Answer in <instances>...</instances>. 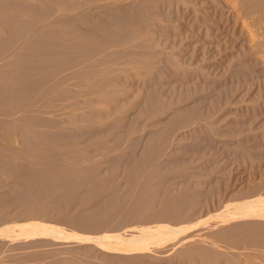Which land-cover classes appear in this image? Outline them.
<instances>
[{
	"label": "rangeland",
	"instance_id": "374dc122",
	"mask_svg": "<svg viewBox=\"0 0 264 264\" xmlns=\"http://www.w3.org/2000/svg\"><path fill=\"white\" fill-rule=\"evenodd\" d=\"M131 2H133V0H125V1L123 0V2H119V4H116L115 6L106 7L99 10L96 9L93 12L90 11L91 13L86 10H82L83 12L81 13V15H78V17L67 18V20L69 21L67 23V29L69 30V33L66 35L67 39H65L67 42L62 41L63 44H61L62 42L60 43L57 37L55 38V40L57 39L56 41L53 39L51 40L48 39L49 41L48 40L46 41L47 44L41 46L40 43L39 47H36L35 49H32L28 52L25 49L28 57L34 56L36 60L34 59V62L32 61L21 62L19 64V68L21 69L33 70L34 72H38V73L47 69L48 70L56 69V71L62 70L65 73L70 71V73L68 72L70 75L76 73L77 75L81 74V80L83 78L85 79L83 80V82L85 81L87 83H89V81L91 82V78L89 80L88 78L92 77L94 74L96 75V76L94 75L95 78L99 75L100 76L102 75L101 78H104V83L106 81L109 85H111L110 92L107 94L104 93V95H107L105 96L106 99L105 97H102L103 95L102 96L98 95L96 99L95 98L96 96L95 97L93 96L95 93L92 96H89L91 94L90 91H92L91 89L89 90L86 88L87 89V94H86L85 93L86 89H84L85 87L83 88L82 86L81 88H83L85 91L82 92L81 90L82 93L81 96L79 95V93L73 92V91H77V88L75 87L76 90H74V88L72 87L74 83H71L72 86L69 85L68 87L73 88V90L69 88L71 89V92H67L68 94H66V98L68 97L70 99L71 97L70 100L67 98L69 104L66 103L68 102L67 100L66 101L63 100L65 98L64 97L63 99L62 98L61 99L62 101L65 102V104L62 102V105H60L61 103L58 102L60 107L62 106L61 108L57 104L55 105H57L60 108V110L62 109L61 111H63V108L64 110L70 108L71 110L69 109V111H72V113L74 112L76 114V116H74L72 115V113H70V116H74L75 118L74 121H72L73 119L71 120V117H68L69 119L68 121L67 117L65 116L66 114H64V116L62 114L64 112H61V115L57 113V111L54 112L55 110L53 111L51 110L52 111L51 112L50 110L47 109L46 111L48 112L46 111L42 112V114L44 113V115L46 114L48 115L49 113H50L49 115H52V113H57V115L56 114L54 115L63 118L64 121L63 124L65 123L66 124L63 125L61 123L62 121L60 122L62 126L61 124L60 125L52 124L51 127H49L50 129H46V132L48 134L44 131L46 135L50 137V139H48L47 136L43 135L47 137L46 139L42 137V134L44 132L42 133L41 130L47 128L48 125L50 126V124L53 121L56 122L58 117L56 119L54 118L56 116L54 117L52 116L54 120H52L53 118H51V116L46 115L45 117H42L44 118V120L41 119L43 123L42 121L38 123L37 126L39 128L41 127L40 124L43 125L45 124L44 123L46 122L45 120L48 121V117H50V123L47 126L44 125V128L42 127V129L40 130L38 129L37 126L36 128L42 133L41 137L44 138V140L46 139L48 142L46 144V140H45L43 141L45 144L42 143L41 137L36 142V145L39 144L40 146V141H41V146L42 144H44L45 146L42 147L40 146L39 148H37V151L35 153L36 154L35 159H37L38 162L35 161L37 162V167L34 164L35 170L38 169L40 172H43L44 175L47 174L49 175L48 172H50V174L53 173L56 176L58 171L64 170L63 172L65 171L68 172V176H69L72 172L76 171V173L77 172L79 173V171L83 169L84 172L82 171V176H83L82 178L89 176L88 173H85V171L87 172L89 170L90 177L94 179V177L96 176L99 182H101L102 180L104 181L106 180V182L110 185L113 183L112 186L110 187H112L111 188L112 190L116 189L117 192L111 191L112 193H110L109 190L111 189H109L110 188L109 185L106 182H104L108 185V190H104L107 189V186L103 190L107 192L102 193L99 190V192L97 191V193L94 194L95 189L94 191L93 189L92 191L90 189H87L93 187L91 186L93 181L90 182L92 178L88 177V179L91 180L89 181L87 179L85 183L82 184L83 182L80 183L82 179H79V181H77L68 177L67 178L68 180L66 181V176L64 179L61 178L62 180H64L62 181L61 179H59L60 175H58L55 178V181L57 180V184L59 183L58 185H55L56 183L55 184L53 183L54 179L52 180L46 179V182H44L42 185H36V184L32 185L34 190L33 188H31L32 186L25 188L27 186L26 184L21 185L23 186L22 188L17 185L19 189L15 186L16 188L15 190H13V185L11 186L12 183L11 184L9 183L12 188H10L9 185H7L8 186L7 187L4 184L6 182L5 179L7 177L8 178L6 180L9 179V174H8V176H6L5 179L3 178L4 182L3 180L0 179V183L1 181L3 182L1 183L2 185L0 184L2 187V189L0 187V191H1L0 193L2 194V195L0 194V198L3 200L2 201L0 199L1 202L3 203L1 204L0 202V204L1 206L2 205L3 206L0 207L2 209L6 208L3 211L1 210L2 215L3 216L5 215L4 218H2V220L0 219L1 231L4 230L5 226L11 224H16V226L20 224L21 225L24 224L26 226L30 224L29 226H27V228L29 229L31 227H35V228L38 227V229L42 228L41 230L43 231V233H41L42 231L40 230L38 231V233L30 232V231L26 232V230H23L20 227L15 226L17 232L22 233L19 236L22 240L21 242H23L24 247H21L23 246L21 242H20L21 245H17L16 242H13L16 245L11 243L12 246L6 245L7 243H2V245L0 244L1 245L0 250L1 251L3 250L4 252L6 250L5 254L7 257V260L6 258L2 259L3 262H1V264L2 263L21 264V262L23 261L22 256L24 249L26 250L25 253L28 251L30 252V254L27 253V256L30 255L32 261L34 258L36 259V257L37 258L42 257L45 259L44 260L41 258L42 261L44 260L48 262L45 263L44 261L42 262L39 259L37 260L34 259L35 260L34 262L37 261V263L34 264H39L38 260L41 262L40 264H50V262H52L51 264H55L56 262L59 261L58 258L61 259L63 257L62 259L66 260L67 256L73 255L72 251H75L73 253H78L81 258L78 259L79 257L78 254L74 255V256L78 255L77 258L75 257L76 260L74 262L78 261L79 263L76 264H83L84 261L87 264V261L89 262V260L95 263L89 262L88 264L90 263L97 264V262L99 264L101 263L125 264V262L126 264H133V263L142 264L143 262L144 264H158V263L159 264H196V262H198V264H206L204 262V257L203 258L201 257V261H200V257H199L200 255L197 253H195V255L193 254L194 256H192V258L191 256L189 257L191 258L190 263L188 261L190 259L187 256L186 257L181 256L180 253L179 255H176L177 252H175L176 254L174 253V251L177 250L176 245H179L181 243L179 244L177 243L175 246L173 245L174 243L166 244L167 247L169 246L166 252L167 255H164L165 252L161 253V250L167 249L166 246L163 249L161 248V250L157 249V252L154 251L155 250L154 248L153 250L150 251L151 256H150V252L146 253L147 255L144 253H142L144 255L142 254L139 255L140 253L135 254L137 252L134 253L127 251L124 252L127 253L128 255L129 253L130 255L131 254L132 255L131 256L130 255L128 256L127 254L121 255L123 251L116 250L117 246L119 247V245L121 244L119 242L121 241V239L118 238L117 232L119 234V232H121L122 229H124L122 228V223L124 221L125 222L127 221L128 224L124 223L123 227L124 225L127 226L129 225V223L131 224L133 221H135L134 218L138 219V221L139 218L140 221H144L145 219L146 221H148L147 219H149L147 217L145 219L143 218L144 215L141 214L143 212L140 213L138 212L139 215L141 216L143 215L142 219L141 216L138 218L137 215L138 213L136 214L134 212L135 210H141V208H139V205H142V203L139 205L138 203L140 201V195H142L143 197V193L141 192L144 191L140 192V190H143L144 187L146 188L147 185L146 184L143 185V184L145 183V179L148 176H149L148 180L152 182L151 183L152 186L151 185L148 186L151 187L155 186V187L152 190H149L151 189L150 187L149 189L147 188L146 192L149 191L151 192H149L148 194L145 192L146 193L145 197L147 198V195L149 194L151 195L155 191V188H157L158 190L155 191L153 197L157 196L156 197L157 199L159 197L161 198H159L158 200L156 199L159 204L156 201L152 200L153 199L152 195H151L152 199L151 197H149V200H146L144 197L143 198L141 197L142 200L141 202H143V199L146 200V202L150 201L151 199L150 202L151 204L153 201L155 202V203L153 202L154 205L152 207H155L157 205L156 207L162 208L164 207L166 202V201L163 202V198L165 199L169 198L168 201L171 198L175 200L174 197L179 196L181 193H182L181 195L186 194L185 192H187V190L190 192L188 195L192 200L188 198V200L191 201V202L188 201V203L189 202L190 204L193 203V206H196L195 207L196 209L189 204V208L190 207L192 208H190V212L188 213L192 215L194 214L193 211H196L194 214L196 219H193V217L189 218L190 215L187 214L185 217L183 216L180 218V221L183 222L194 223L196 220L198 221L199 218L200 219L202 217L206 218L207 216H210L211 213L212 214L215 213L214 211L217 209V207L221 208L220 210H223L225 208H230L232 207V205L237 207L248 196L250 197L253 196V198L257 200L258 206H262V205L264 206V63L259 61L258 58L250 54L248 48L249 47L248 45L249 43L247 39L248 36L242 29L241 25L239 26V23H235L236 16H234L235 15L233 14L234 12L232 11L231 8L230 9L228 8V6L225 4L223 0H186V3H182V4L180 3V5L177 6L174 4H172V6L171 5L168 6V4L166 3L161 4L162 2H159L160 4L158 3L159 5H157L154 8V16L153 15L149 16L147 14V16L149 17L147 16L145 17L146 14L144 12H142L141 14V11L139 12L137 10L135 12L125 11V10L121 11L120 8H124L125 6L131 4ZM79 11L81 12V8L79 9ZM103 19L107 20L109 25L112 26L109 27V25L108 26H106L105 24L102 25L101 22ZM138 19L141 20V23L138 26H136L135 28L130 26L135 20ZM94 26H96L98 29H96ZM24 27L25 26H22L23 29ZM106 27L109 28L106 30L100 29ZM22 28H18L17 31L15 27L13 28L15 30L14 32L13 29L12 30L9 29L12 32L8 30L4 39L9 40L12 38L14 39V37L17 38V36L15 35L16 34L18 35L19 32L22 31ZM136 29L140 30L142 33H145V36L143 38H137V35L135 33ZM60 35L61 34H59V38L61 39L63 35L62 36ZM53 37H56V35H54ZM16 38L15 40H17ZM21 40L22 42L19 41L20 45H18V47L19 46L21 47V43L23 46V41L25 42V40L23 39ZM27 43L25 42L24 46H26ZM3 44H6V42L0 41V53L4 52L5 55V58H3L2 56L3 54L0 56L1 58L0 64L11 62V59L9 60L10 58L9 48L12 44L9 46L8 49L7 46L6 48L5 47L3 48ZM24 46L23 49L25 48ZM20 47L16 48V50L13 49V51H15L14 53H16L17 50L21 52ZM25 50H22L24 54H25ZM6 51L9 52L8 53L9 56L7 53L5 54ZM44 55L45 56L47 55L48 58L49 56H52L50 57L52 59L54 56L53 61L50 58L48 59V61L47 60L43 61ZM96 60H98L97 61L98 65L99 62H103L100 64V66L97 67L98 70L101 69L100 70L101 72L100 71L97 72V69L94 66L93 68H91L93 64H96ZM0 66L2 69L6 70L5 73H2L0 75V83L6 85L9 82L8 76L12 72H10L11 69L7 66H2V65ZM71 66L72 69L74 70L71 69ZM69 68L73 72L69 70ZM92 69H94V71L96 69L97 73L91 72L90 75H87ZM54 70H52V72ZM83 72H85V74ZM69 74L66 75L70 80L71 76H68ZM38 76L40 75H36L37 77L36 81L37 80L41 81L40 78L38 79ZM75 76L76 75H72V78L74 79ZM92 78H93L92 81H94L95 78L94 77ZM68 79H66V81ZM71 80L69 81V83L72 82ZM22 85L23 83L21 84V86ZM21 88L19 90L12 89L10 91H7L9 89H6L5 91L0 92V108L1 106L3 107L4 105H6L5 103H8L10 99L12 100L15 99L16 100L15 103L20 101L22 104L24 99L25 100L27 99L26 101H29L28 97L30 96L32 97L31 93L35 89L33 90L31 89L32 91H30V89H27L26 91L29 90L30 93L29 92L26 93V91H24L23 88L22 89ZM37 88L38 90L36 89L35 91H33L32 94L40 91L41 88L40 89L39 87ZM43 90L44 89L42 88V91ZM44 91L42 94H44ZM39 94L41 95V91L40 93L37 94L36 98H38ZM74 94H78L79 99L77 101L76 99L74 100V102L75 101L78 102L77 104L76 102L72 104L73 103L72 95ZM35 95L36 94H34L33 96ZM74 96L76 97L77 95ZM99 96H101L102 98V100L99 99L100 102L96 101L98 100ZM26 101L24 102V105L25 103H27ZM57 101H60V99L56 100L55 102L57 103ZM97 102H99L98 103L99 106L96 104ZM22 104L17 103V105L19 106L20 105L23 106ZM67 104L68 106L70 104L72 105H70V107H67ZM1 110L2 109H0V111ZM69 111L68 112L65 111L68 116H69L68 114ZM42 114L41 115L39 114L40 118L41 116H43ZM66 120L68 121V123L70 122V120L72 122L70 124H67ZM57 123L59 124V121H57ZM53 125H55V127H53ZM58 126L61 127V130ZM54 140L56 141V143L54 142ZM48 145H50V147ZM38 149L40 150L42 149L41 153L43 152L42 153L44 154L43 157L47 156L46 158H44L45 160L43 159L42 154L39 152L40 150ZM52 152H54L53 159H51L53 156L51 155ZM37 153L41 156H39ZM46 153L50 154L51 156L50 155L48 156ZM59 157L62 159V161L61 159H58ZM38 158H41L44 162H41L42 160L40 161V159ZM48 158L51 159V161H49ZM68 158H70V160H68ZM72 158L75 161H77L78 159L77 164L79 163L81 167L79 164L77 165ZM68 165L70 166L68 167ZM72 165H76V166H72ZM141 165L143 167L142 171L140 169ZM43 166H45V168ZM49 166H51L52 168ZM56 167L59 168L56 169ZM88 167L89 169L86 170ZM90 169L93 170L92 173ZM130 170L133 171L135 170V171L134 172L132 171L131 173ZM128 172L130 174H128ZM135 172L137 174H135ZM12 173L13 172H11V174ZM39 174L41 175L42 173ZM134 174L138 176L137 179ZM61 175L63 176V173ZM11 176H10L11 179L12 177L13 178L16 177L15 175L12 177ZM70 176L73 175L71 174ZM155 176H157L158 179L155 178ZM140 177L141 178L143 177L144 180L143 179L140 180ZM134 178L136 182L138 181V178L140 182L144 181V183L141 185L142 189L138 190V188H140L141 183L136 184L138 185V188L133 187L134 186L133 184L136 182L135 180L131 181V179ZM60 180L62 182H60ZM69 180L72 181L71 184ZM148 180L147 182H149ZM49 181L51 182V184ZM87 181L90 182L91 184L88 183ZM129 181L131 182L129 185L132 184L133 188H131V186L129 187L128 185ZM65 183H67V185H65ZM153 183L154 184L156 183V185H153ZM157 183L159 184V186ZM89 185L91 187H89ZM41 186H43L44 188ZM60 186H63L62 189ZM115 186H117V188ZM127 186L129 187V189L131 188V190L137 189L138 191L135 190L134 192L137 191L136 193L138 192L140 193V195L138 193V197L135 196L137 194L132 193L134 194V198L135 197L138 198V199L135 198L138 201L137 206L135 207L132 205L134 204L135 201L133 197H132L133 203L131 205L125 202L127 201L128 198H130L131 192H133V190L132 191L128 190V188H126ZM3 187L4 188L6 187V190ZM55 187L56 188L59 187L60 189L55 190ZM75 187L78 188V190H76ZM7 189L9 191H7ZM29 189L31 190V192ZM36 189H38L37 190L38 192L36 191ZM97 189L98 188H96V190ZM10 190L13 192H10ZM25 190L26 191L28 190L29 192L27 191L28 192L27 193ZM74 190L76 191V193ZM119 190L122 193H120ZM4 191L6 195L4 194ZM14 191H16L17 193H15ZM8 192H10V194L12 193L13 195L12 194L10 195ZM72 192L74 193L75 196L72 194ZM114 192L119 194L118 196L122 197L121 204H123L122 203L123 199L128 197L127 199L124 200L125 204H123L122 207L120 206V204L118 205V203H120V199L114 200L117 203L112 201L113 199H111V197L112 198L114 197L110 194H113ZM169 192L173 196H171ZM30 193L32 195H30ZM108 193H110L109 194L111 196L110 199H108L109 198ZM162 193L163 195L165 194L167 198L162 196L161 195ZM18 194L21 197H18ZM117 194H116V198L118 197ZM174 194L176 195L174 196ZM22 195L24 197H22ZM2 196L4 199L2 198ZM25 196H27L28 199L31 198L32 201L36 199L33 202H35L36 204L35 206L39 208L38 213H41V211H43L42 212L43 214L41 213L39 215L37 213L34 214L35 216L33 217L40 216V218L44 220L47 217L48 219H46L47 220L46 222L39 218L38 219L32 218L30 214L33 215V213H30L31 208H28V206L29 205H30L29 207L34 206L33 205L34 203L27 204L28 202H30V199L28 201L26 199L27 197L25 198ZM123 196L125 198H123ZM79 197H80V201L78 200ZM184 197L186 196L183 195V198ZM132 198L130 202L132 201ZM177 198H178V202L182 205V206L179 205L180 208L182 207L181 209L185 212L186 211L185 207L187 206L186 205L187 199L181 198V200L186 201V202L182 201L184 202L183 204L179 201L180 200L179 197ZM60 199L63 201H61ZM67 199H69V202ZM261 199L262 201H259ZM24 200H26V203ZM160 200H162L164 204L161 203ZM176 200L174 202H176L177 204ZM110 201L113 203H111ZM64 202H66L67 204H65ZM103 202L105 203L103 204ZM194 202H197L196 203L197 205H194L195 204ZM144 203L143 205H145ZM5 204H7L6 205L7 207L5 206ZM24 204L27 205L26 207L29 209V213L26 207H23L25 206ZM183 205H186L184 207L185 209H183ZM221 206L224 208H222ZM81 207H83L84 210L81 209ZM136 207L137 209L133 211V208ZM123 208L125 209L124 211L126 212V215L125 212L117 211ZM127 208H129L128 211ZM219 208L217 209V211L219 210ZM106 209H108V212ZM154 209L156 211H160L163 208L162 209L154 208ZM198 209L200 212L198 211ZM255 209L256 211L253 214H250L249 216H245L244 214H242L241 217H239L237 213H235L236 218L239 219H237V221H231L227 223L230 225H226L228 227L233 225L236 227L235 230H232L236 235H234V233L231 234L232 231L230 232V234L232 235V238L234 237L236 239L241 240L240 243L251 242V240L253 239L255 240L257 239L260 241L263 240L262 233H264V212L262 211L261 208H255ZM187 210H189L188 206H187ZM64 211L66 214H64ZM69 211L73 216V218L75 219H72V216L70 215ZM129 211H131V213L133 211V213L135 214H132V216H130V214L128 213ZM97 212L99 213L100 216L99 218H97L98 216L96 214ZM27 213L29 215H27ZM106 215L109 219L110 218L111 219L110 220L106 219ZM109 215L112 217H110ZM133 215H137V217L134 216L133 221L131 222L130 218L133 217ZM92 216L95 217L93 218ZM115 216L116 217L118 216L119 219L116 218ZM101 218L104 220H101ZM120 218L122 221L120 220ZM127 218L130 220H127ZM51 219L52 221L53 220L54 221L52 222ZM66 219L69 220L70 222L67 221ZM70 219H72V221ZM39 220H41L42 222L41 221L39 222ZM211 220H215V219L214 218L209 219L208 222L209 223L212 222ZM71 222L74 223L77 222V224L79 223L80 224L77 225L75 223L74 224L75 227H72L73 223ZM103 222H105V224ZM213 222L211 224H214ZM86 223L88 224L86 225ZM66 224L69 225V228L65 227ZM93 224L97 227L99 226V228H97L98 230L95 229L96 227H93ZM119 224L121 225V227ZM206 224L207 222L196 225V227L199 228V230L203 229L201 231H198V233H195L197 229L196 228L194 229L195 227L194 226L193 228L190 229V231L188 230L189 232L186 231L184 235L186 236L188 234L191 235L193 231L194 234H201L203 231L204 233L202 234H205L206 231H208V233L206 234H209L211 224L210 225L208 224L209 226H206ZM39 225L42 227L39 228ZM88 225L91 227V229ZM100 225L102 229H100ZM114 226L116 229L114 228ZM213 226L211 227V229L216 231L217 228L215 229L214 228L215 226L214 227ZM226 226L224 227L228 228ZM81 227L83 228L82 231L85 233V235L80 234L83 233L80 231ZM85 227H89V230L92 229L96 230L97 231L96 234L98 236L94 233L89 234L90 231H86L87 228L85 230ZM224 227L222 228L224 229ZM64 228H66L67 230L70 229V231L73 232L72 234L74 235L77 234L79 235V237L81 236L89 237L86 236L88 234L92 236L96 235L95 237H99L100 234H101L100 237L103 236L105 237L106 236L105 234L107 235L110 234V236L113 235L112 237H114L115 239L111 238V240L114 239L112 241H113V245H117L114 246L116 249L114 251L113 249L114 247L112 245H111L112 248L110 247V245L107 247L106 245L96 247L95 243H91V242L90 243L86 242L88 243L86 244V246L88 245L87 247L89 249L86 246H84L85 248L83 247V245L85 244L84 242H81L82 245L80 244V246H82V249H78L81 248L78 247L79 243L77 244V242H75L77 244L76 245L75 243H72V240L69 241V243L71 244L67 242L68 245L66 244L64 245V243H66L65 241L63 244L60 243V245H62L64 248L62 246L59 247L57 243L62 242L59 241V239L61 238L60 235L62 236L65 233ZM78 228H80V230ZM110 228L115 229L113 231H116V233L115 232L109 233L108 230H110V232H113L111 231ZM205 228L206 229L208 228L209 230L207 229L205 231L204 230ZM52 232H54V235L48 236L47 233H52ZM24 233H28V234H24ZM253 233H255V236H252ZM114 234L117 235L118 239H116V236H114ZM184 235L180 236V238H183ZM231 235H229L230 239H232ZM3 236L6 237L8 235H3ZM56 236H59L60 238L57 239L58 238L57 237L55 239L54 237ZM52 237L54 238L53 240ZM230 239L228 238L226 240L230 241ZM233 239L230 242L234 241ZM115 240H119V241L116 242ZM51 241L54 242L53 244L56 245L55 247L53 246L51 247V245H53L51 244L52 243ZM225 242L228 241L224 240V242H221L220 244L222 243L225 244ZM4 244L5 246H3ZM93 244L95 246H93ZM170 244L173 245V248L170 247ZM14 245L17 246L16 248H21L23 250L18 251L14 247ZM46 245L49 248H47ZM8 246L9 248L14 247V249L13 248L10 249V251L14 250L13 253L9 252ZM179 246L183 247L184 245H179ZM1 247H3V249ZM57 247H59L58 249H60L61 252L64 251L62 254L64 253L65 254L64 255L60 254L59 253L60 250H58ZM51 248L54 249L55 251L54 254L59 253L60 257L57 255L58 261L57 260L55 261V259L53 260L51 259L53 257L52 255H54L52 253L53 251L50 252L52 255L48 253ZM107 248H109L110 250H106ZM206 248L204 249L207 250ZM37 249L39 251H37ZM40 249H42L41 250L42 254H43V250L45 251L44 257H43L44 254L42 255L40 253L41 252ZM84 249H88V251ZM104 249L105 251L111 252V254L110 253L108 254V252L106 253ZM7 250L9 252L8 255H7ZM16 250L17 253L19 254H21L22 252L20 256V259L22 261L20 262L19 260H17L19 259V257L17 256L18 254L15 253ZM56 250L59 252H57ZM70 251L71 254H68L70 253ZM86 251L87 254L88 252L91 253L87 255ZM112 251L114 252L118 251V253L115 254ZM170 251H172L171 252L172 255L169 260ZM153 252H156V255ZM158 252L160 254H158ZM25 253H24V259L27 258V257L25 258ZM32 253L33 254L35 253V255L36 254L37 255L35 257L33 256L31 257ZM47 253L50 254L52 257L47 258L48 256H50L47 255ZM133 253L136 256H134ZM173 253L176 255V257L175 255H173ZM10 254L11 257L14 256L15 254V256L18 258L16 259V257L14 256L11 259V257L9 256ZM81 254L84 255L86 254L87 257L82 256ZM38 255L40 257H38ZM54 256L56 257V254ZM74 256H72V258ZM120 256H122V259ZM127 256L128 258L129 257L131 258L128 259ZM111 257L113 260H111ZM13 258L16 260H14ZM159 258L162 260H160ZM193 258L195 262L192 261ZM118 259L122 261L119 262ZM134 259L136 260L134 261ZM13 260L14 262H11ZM68 260L69 258H67L66 261ZM73 260L74 259L69 260L70 264L71 261ZM80 260H82V263L80 262ZM104 260L107 261L105 262ZM28 261L26 264L32 263L31 261H30L31 263ZM66 261L64 264H69V262L66 263ZM205 261L207 260L205 259ZM61 262H64V260ZM74 262H72V264Z\"/></svg>",
	"mask_w": 264,
	"mask_h": 264
},
{
	"label": "bare ground",
	"instance_id": "6f19581e",
	"mask_svg": "<svg viewBox=\"0 0 264 264\" xmlns=\"http://www.w3.org/2000/svg\"><path fill=\"white\" fill-rule=\"evenodd\" d=\"M125 1V0H124ZM224 2H225V4L228 6V8L230 9H232V11L234 12L233 14H235L234 16H236V22L235 23H239V26L241 25V27H242V29L244 30V32L247 34V39H248V45H249V52H250V54L252 55V56H255L256 58H258L259 59V61H261V62H263L264 63V0H223ZM119 2H123V0H81V1H79V0H0V41H3V42H6V44H3V48L5 47L6 48V46H7V49L9 48V46H10V50H9V52H10V58H9V60L11 59V62H7V63H3V64H5V65H3L2 63L0 64V65H2V66H7V67H9L10 69H11V71L10 72H12L9 76H8V79H9V82H8V84H6V85H4V84H1L0 83V92H3V91H5L6 89H9V90H7V91H10V90H12V89H20L22 86H24L25 84L27 85H25L24 87H22L23 88V90L24 91H26L27 89H30V91H32L33 89H37L38 90V88L37 87H39V89H40V91H41V95L39 94V96H38V98H36V96H37V94L38 93H40V91H36L37 93H34V94H36L35 96H33L34 94H32L33 93V91H35V90H33L32 91V93H31V95H32V97L30 96V94H29V96L30 97H28V100L29 101H26L25 99H24V101H23V104L20 102H17L18 104H22L23 106H19V105H17V103H15L16 102V100L15 99H13V100H15V101H13L12 99H10V101L8 102V103H5L6 105H4L3 107L1 106V108L0 109H2L1 111H0V179L1 180H3V182H4V179H5V177L6 176H8V174H9V179L8 180H6L5 179V181L6 182H8V183H4L6 186L7 185H9L10 186V184H11V186L13 185V190H15V188L17 187V185L18 186H20L21 188L23 187V186H21V185H27L25 188H27V187H30V186H32V185H34V184H36V185H42L44 182H46V179L48 180V179H50V180H52V179H54V184L55 185H58L57 184V180L55 181V178L58 176V175H60L59 176V179H64L65 178V176H66V181L68 180L67 178L69 177V178H72V179H74V180H77V181H79V179H82L81 181H80V183H82V184H84L85 183V181L88 179V177L89 178H92V177H90V173H89V167L86 169V170H88L87 172L85 171V173H88V177L86 178H82L83 176H82V171L84 172V170L82 169V170H78L79 171V173L77 172L76 173V171H74V172H72L71 174L73 175V176H68V172H63V171H58V173H57V176L56 175H54L53 173V175L52 174H50V172H48L49 173V175L47 174V175H44L43 174V172H40L38 169L37 170H35V166H34V164L36 165V167H37V159H35V153H36V151H37V148H39L40 146H41V141H40V146H39V144H37L36 145V142H37V140L41 137V134L45 131L46 132V129H50L49 127H51V125L52 124H55V125H60L61 123L63 124V118H60V116H56L57 115V113H59L60 115H61V112H64V113H62L63 114V116H64V114H66L65 116L67 117V119H68V117H71V120L72 121H74V116H76V114L73 112L72 113V111H69V109H65L64 110V108H63V111H61L60 110V108L62 107H60V105H62V102L65 104V102L64 101H66L67 100V98H66V94H68L67 92H71V89L73 90V88H74V90H76L75 89V87L77 88V91H73V92H75V93H79V95L81 96V90H82V92H84L85 90L84 89H91L92 91H90L91 92V94L89 95V96H92L94 93V97L97 99V96L98 95H103L102 97H105V96H107V95H104V93H109L110 92V88H111V85H109L106 81H105V83H104V78H101V76L99 75V74H97V75H99V76H97L96 78H95V76L93 75L92 77H94L95 79H94V81H92V77H87L88 78V80L91 78V82L89 81V83H87V82H83V80H85V79H83L82 78V80H81V74H78L77 75V73L76 74H72V75H76L75 77H74V79L72 78V75H70L69 73H70V71H66L67 73H65L64 71H62V70H57L56 71V69L54 70V69H52V70H54L53 72H52V70H44V71H41V72H34L33 70H24V69H21V68H19V64L21 63V62H28V61H32V62H34V59L36 60V58L34 57V56H30V57H28V55L26 54V50H27V52L28 51H30V50H32V49H35L36 47H39L40 46V43H41V46H43V45H45V44H47L46 43V41L49 39V40H51V39H53V40H55V38H57L58 37V39H59V42L61 43L62 41H64V42H67L65 39H67V37H66V35L69 33V30L67 29V23L69 22L68 20H67V18H70V17H78V15H81V13L83 12L82 10H86V11H88V12H93L94 10H99V9H103V8H106V7H112V6H115L116 4H119ZM159 2H162L161 4H163V3H166V4H168V6L169 5H171L172 6V4H174V5H180V3L182 4V3H186V0H133V2H131V4H129V5H127V6H125L124 8H120L121 9V11H123V10H125V11H131V12H135L136 10L137 11H141V14H142V12H144L146 15H145V17L147 16V14L149 15V16H154V8L157 6V5H159L160 3ZM159 3V4H158ZM138 5V6H137ZM81 8V12L79 11V9ZM90 12V13H91ZM143 13V14H144ZM149 16H147V17H149ZM146 19H148V18H146ZM141 23V20H135L130 26H132V27H136V26H138L139 24ZM101 24L102 25H106V26H108L109 25V23L107 22V20H105V19H103L102 20V22H101ZM237 25V24H236ZM16 27V30L18 29V28H22V26H25L24 27V29L22 28V31H20L19 32V34L17 35H15V36H17V38L16 37H14V39L12 40V39H9V40H6V39H4L5 38V35H6V33L8 32V30L9 29H13V28H15ZM57 26V27H56ZM112 25H109V27H111ZM96 29H98L96 26H94ZM109 27H106V28H100L101 30H106V29H108ZM20 30V29H19ZM10 31V30H9ZM15 30L13 29V32H14ZM18 31V30H17ZM10 32H12V31H10ZM18 33V32H17ZM135 33H136V35H137V38H143L144 36H145V33H142L140 30H135ZM51 34V35H50ZM59 34H61L60 36H62V38H64V39H60L59 38ZM54 35H56V37H53ZM77 37V36H76ZM15 38L18 40H15ZM21 39H23V40H25V42L27 43V44H29V45H27L26 44V46H24L25 44V42L23 41V46L25 47L24 49H23V46H22V43H21V52L20 51H16V53H14L15 51H13V49L14 50H16V48H19L18 47V45H20L19 44V41H21L22 42V40ZM81 39H82V37H81ZM84 39V38H83ZM48 40V41H49ZM57 40V39H56ZM55 40V41H56ZM13 41H15V42H13ZM69 41H70V39H69ZM61 44H63V42L61 43ZM65 45V44H64ZM67 45V44H66ZM6 49V50H7ZM26 49V50H25ZM22 50H25V54L22 52ZM8 51H6L5 52V54L7 53H9ZM3 54V55H2ZM3 56V58H5V55H4V52H2V53H0V56ZM8 56H9V54H8ZM7 56V57H8ZM40 57V56H39ZM45 57H47V58H45ZM50 57H52V56H49V58ZM2 58V59H3ZM48 56L46 55H44V60L43 61H45V60H47L48 61ZM1 59V58H0ZM50 59H52V58H50ZM53 59H54V56H53ZM53 59H52V61H53ZM102 60V59H101ZM51 61V60H50ZM98 60H96V64H93L92 65V67L91 68H93V66L94 67H96V69H97V72H99L100 70H98V66H100V64L101 63H103V62H99V65H98V62H97ZM9 63V64H8ZM105 63V62H104ZM106 65V64H105ZM101 67H103V66H101ZM100 68V67H99ZM71 69H72V66H71ZM70 68H69V70H71ZM90 69V68H89ZM96 69H95V71H94V69H92L90 72H89V74H87V75H90V73L92 72H96ZM72 70H74V69H72ZM71 70V71H72ZM5 71L6 70H4V69H2L1 68V66H0V75L2 74V73H5ZM50 72V73H49ZM73 72V71H72ZM75 72V71H74ZM86 72V71H85ZM85 72H83L84 74H85ZM96 72V73H97ZM101 72V71H100ZM66 74H69L68 76H71V78H70V80L72 81V82H70L69 83V79H68V77H67V75ZM36 75H40V76H38V79L40 78L41 79V81L40 80H37L36 81ZM100 77V78H99ZM103 77H105V76H103ZM99 78V79H98ZM66 79H68L67 81H66ZM75 80V81H74ZM87 80V81H88ZM23 83V85L21 86V84ZM25 83V84H24ZM71 83H74V85L72 86L71 85ZM82 84V85H81ZM69 85H71L73 88H71V87H68ZM21 86V87H20ZM81 86L84 88H81ZM5 87H7V88H5ZM18 87V88H17ZM20 87V88H19ZM27 87V88H26ZM21 88V89H22ZM42 88L45 90H43L44 91V94H42L43 93V91H42ZM69 88H71V89H69ZM32 89V90H31ZM87 89H86V91H85V93L87 94ZM67 90H69V91H67ZM29 92V90L28 91H26V93H28ZM72 92V93H73ZM89 92V91H88ZM30 93V92H29ZM85 93H84V95H85ZM97 94V95H96ZM74 95H77L76 97L74 96ZM74 95H72V98H73V103L72 104H74L79 98H78V94H74ZM68 96V95H67ZM101 96H99V98H98V100H96V101H99V99H101L102 100V98H101ZM36 99H35V98ZM65 97V98H64ZM70 97V96H69ZM75 97V98H74ZM109 97V96H108ZM29 98H32V99H29ZM64 100V101H62V99ZM110 98V97H109ZM19 99V98H18ZM60 99V101H57V103L55 102L56 100H59ZM69 99V98H68ZM70 99H71V97H70ZM69 99V100H70ZM76 99V101L74 102V100ZM105 99H106V97H105ZM27 102V103H25V105H24V102ZM68 101V100H67ZM104 101V100H103ZM58 102H60L61 104L59 105V103ZM72 102V101H71ZM100 102V101H99ZM99 102H97L96 104L98 105V103ZM66 103H68L69 104V101L68 102H66ZM78 102H76V104H77ZM55 104H57V105H55ZM68 104H67V107H70V105H72V104H70L69 106H68ZM96 105V106H97ZM55 106H56V109H58V110H56L55 109ZM99 106V105H98ZM66 107V108H67ZM54 108V109H53ZM45 109V110H44ZM55 110L54 112H56L57 111V113H52V115H47V116H51V118H53L54 116H56V117H54V118H56L57 119V117H58V119H57V121H59V124L57 123V121L55 122V121H51L52 123L50 124V126L48 125L49 123H50V117H48V121L47 120H45L46 122H44L45 124V126H47L48 125V127L47 128H44V125L43 124H40V128L37 126L38 125V123L40 122V121H42V120H44V118H42V117H45L46 115H44V113L42 114V112H44V111H46V110ZM18 110V111H17ZM60 110V111H59ZM71 110V109H70ZM49 111V112H50ZM51 111V112H52ZM68 112L69 111V116L67 115V113L66 112ZM41 112V113H40ZM46 112H48V111H46ZM70 113H72V115H74V116H70ZM42 114L43 116H41V118L39 117L40 115ZM54 114H56V115H54ZM53 116V117H52ZM62 117V116H61ZM66 117H65V119H66ZM47 118V117H46ZM54 118L52 119V120H54ZM42 119V120H41ZM59 119H61V120H59ZM70 120V122L68 123V121H69V119H68V121L66 120V122H67V124H70L72 121ZM62 121V122H61ZM61 122V123H60ZM42 123H43V121H42ZM57 123V124H56ZM76 123V122H75ZM62 124H61V126H62ZM66 124V123H65ZM65 124H63V125H65ZM55 125H53V127H55ZM36 126L38 127V129L40 130V129H42V127L44 128V129H42L41 130V132L36 128ZM52 127V128H53ZM59 127V126H58ZM57 127V128H58ZM64 127V126H63ZM51 128V129H52ZM60 128V130H61V127H59ZM63 130V129H62ZM48 131V130H47ZM43 133L42 134V137H44V138H46L47 139V137H48V139H50V137L49 136H47L46 135V133ZM48 134V133H47ZM43 135H45V136H47V137H45V136H43ZM41 137V138H42ZM44 138H42L41 140H42V143H44L43 141H45L44 140ZM38 141V142H39ZM50 141V140H49ZM47 140H46V144H47ZM51 142V141H50ZM53 142V141H52ZM54 142L56 143V141L54 140ZM45 144V143H44ZM44 144H42V146H45ZM54 145H56V144H54ZM38 146V147H37ZM41 146V147H42ZM49 147H50V145H48ZM52 147V146H51ZM44 148V147H43ZM53 148V147H52ZM51 148V149H52ZM45 149V148H44ZM44 149H43V151H44ZM46 149H47V147H46ZM50 149V150H51ZM38 150H40V149H38ZM42 150V149H41ZM41 150L39 151L40 153H41ZM49 151V150H48ZM54 151V150H53ZM43 153V152H42ZM41 153V154H42ZM49 153V152H48ZM54 152H52L51 153V155H53L52 156V158L51 159H53V157H54V154H53ZM72 153V152H71ZM77 153V152H76ZM38 154V153H37ZM47 154V153H46ZM73 154V153H72ZM39 155V154H38ZM43 155L44 154H42V157H43ZM48 156L50 155V154H47ZM50 155V156H51ZM68 155V154H67ZM66 155V156H67ZM39 156H41V155H39ZM64 156V155H63ZM75 156V155H74ZM77 156V155H76ZM47 157V156H46ZM46 157H43V159L44 158H46ZM56 157V156H55ZM62 157V156H61ZM50 158V157H49ZM48 158V159H49ZM38 159H40V161L42 160L41 158H38ZM47 159V160H48ZM51 159H49V161H51ZM58 159H61L60 157L58 158ZM73 159V158H72ZM71 159V160H72ZM77 159V158H76ZM45 160V159H44ZM46 160V161H47ZM67 160V159H66ZM68 160H70V158H68ZM67 160V161H68ZM35 161H37V162H35ZM61 161H62V159H61ZM63 161H65V160H63ZM73 161L74 162H76V164H77V162H78V159H77V161H75L74 159H73ZM41 162H44L43 160L41 161ZM80 162V161H79ZM46 163V162H45ZM48 163V162H47ZM50 163V162H49ZM67 163V162H66ZM73 163V162H72ZM65 164V163H64ZM70 164V163H69ZM75 164V163H74ZM79 164V163H78ZM77 164V165H78ZM80 165V164H79ZM40 166V165H39ZM65 166V165H64ZM70 165H68V167H69ZM72 166H76V165H72ZM41 167V166H40ZM44 168H45V166H43ZM49 167H51V166H49ZM63 167V166H62ZM80 167H81V165H80ZM48 168V167H47ZM52 168V167H51ZM57 168H59V167H56V169ZM67 168V167H66ZM71 168V167H70ZM93 168V167H92ZM132 168V167H131ZM136 168V167H135ZM138 168V167H137ZM143 167H142V165L140 166V169H141V171L143 170L142 169ZM41 169V168H40ZM43 169V168H42ZM54 169V168H53ZM55 169V170H56ZM73 169V168H72ZM71 169V170H72ZM140 169H139V172H140ZM60 170V169H59ZM66 170V169H65ZM74 170H75V168H74ZM138 170V169H137ZM137 170H136V172H137ZM145 170V169H144ZM39 171V172H38ZM43 171V170H42ZM54 171V170H53ZM57 171H55V172H57ZM90 171H91V173H92V171L93 170H91L90 169ZM129 171V170H128ZM131 171V173H132V171L133 170H130ZM135 171V170H134ZM133 171V172H134ZM11 172H13L12 174H11ZM44 172H46V171H44ZM59 172H60V174H59ZM63 173V176L61 175L62 173ZM135 172V174H137ZM15 173V174H14ZM39 173H42L41 175L39 174ZM147 173V172H146ZM12 176H16V177H12ZM56 174V173H55ZM93 174H94V172H93ZM128 174H130L129 172H128ZM134 174V175H135ZM149 174V173H148ZM160 174V173H159ZM158 174V175H159ZM44 175V176H43ZM85 175V174H84ZM87 175V174H86ZM134 175H133V177H134ZM145 175H147V174H145ZM144 175V176H145ZM162 175V174H161ZM10 176L12 177V179L10 178ZM92 176V175H91ZM136 176V175H135ZM142 176V175H141ZM143 176V177H144ZM96 177V176H95ZM94 177V179L92 178V180L91 179H88L90 182H92V184L90 183V182H88V183H90L91 184V186H93V187H91L90 185H89V187H91V188H87V189H90L91 191H92V189H93V191H94V189H95V191H94V194L95 193H97V191L99 192V190H100V192H107V191H104V190H108V185H109V187L110 186H112V184L110 185V184H108L107 182H106V180L104 181V180H102L101 182H99L98 181V178L96 177L95 178ZM137 177L138 176H136V179H137ZM143 177L141 178L140 177V180H142L143 179ZM149 177V176H148ZM148 177H146V179L148 180ZM159 177V176H158ZM4 178V179H3ZM132 178V177H131ZM145 178V177H144ZM153 178V177H152ZM155 178H157V176H155ZM160 178V177H159ZM162 178H163V176H162ZM58 179V178H57ZM61 179V180H62ZM145 179V183H144V181H141L140 182V180H139V178H138V181L136 182V180H135V178L134 179H131V181L132 180H135V182L136 183H134V182H132V183H134L133 185L131 184V185H129L131 182L129 181V183H128V185H129V187L131 186V188H133V187H135V188H138V185H136V184H138V183H141L140 184V188H138V190H140V189H142L141 188V185L143 184V185H151V183L152 182H150L149 180V182H147V180ZM150 179V178H149ZM158 179V178H157ZM156 179V180H157ZM60 180V182H62V181H64V180H62L61 181ZM144 180V179H143ZM152 180V179H151ZM59 181V180H58ZM70 181V180H69ZM2 181H1V183H3ZM50 182V181H49ZM49 182H48V185H49ZM71 182L72 181H70V184H71ZM76 182V181H75ZM104 182H106V183H104ZM112 182H113V180H112ZM155 182V181H154ZM0 183V184H1ZM10 183V184H9ZM15 185H14V184ZM74 183V182H73ZM79 183V182H78ZM77 183V184H78ZM147 183H149V184H147ZM50 184H51V182H50ZM64 184V183H63ZM75 184V183H74ZM158 184V183H157ZM2 185V184H1ZM1 185H0V187H1ZM65 185H67V183H65ZM88 185V184H87ZM153 185H156V183L154 184L153 183ZM10 186V188H12ZM16 186V187H15ZM44 186V185H43ZM43 186H41V187H43ZM54 186V185H53ZM72 186H74V185H72ZM83 186V185H82ZM81 186V187H82ZM106 186H107V189H104V188H106ZM114 186V185H113ZM133 186V187H132ZM146 186V188L144 187V186H142V187H144V189L143 190H140V192L141 191H144V192H141V193H143V197L146 199V200H149V197H151V195H152V197H153V194L155 193V191L156 190H158L157 188H155V191L150 195H147V198L145 197L146 196V193L148 194L149 192H151V191H149V190H152L154 187H151V186H148L147 187ZM158 186H159V184H158ZM161 186V185H160ZM8 187V186H7ZM37 187H39V186H37ZM50 187V186H49ZM52 187V186H51ZM61 187V189H62V187L63 186H60ZM95 187V188H94ZM116 188H117V186H115ZM114 187V188H115ZM129 187L127 186L126 188H128V190H131V188L129 189ZM149 187L151 188V189H149ZM157 187V186H156ZM4 188V187H3ZM18 188V187H17ZM31 188H33V186L31 187ZM44 188V187H43ZM96 188H98L97 190H96ZM112 187H110L109 189H111ZM113 188V189H114ZM147 188L149 189L148 191L149 192H146L147 191ZM159 188V187H158ZM1 189H2V187H1ZM5 190H6V187L4 188ZM19 189V188H18ZM40 189V188H39ZM48 189V188H47ZM56 189H60L59 187L58 188H56L55 187V190ZM64 189V188H63ZM69 189V188H68ZM73 189V188H72ZM75 189L76 190H78V188H76L75 187ZM104 189V190H103ZM146 189V190H145ZM184 189V188H183ZM182 189V190H183ZM30 190V189H29ZM33 190H34V188H33ZM38 189H36V191H37ZM89 190V191H90ZM124 190H126V189H124ZM133 190V189H132ZM131 190V191H132ZM135 190H137V189H135ZM135 190H133V192H131V196H130V198H128L127 196L128 195H130V194H128L126 197L128 198H125L124 196H123V198H125V199H127V201H125V202H127L128 204H132L133 203V198H134V194H137V195H135V196H137L138 197V193H136V192H134ZM186 190V189H185ZM7 191H9L8 189H7ZM16 191H18V190H16ZM16 191H14L15 193H17ZM20 191V190H19ZM23 191H24V188H23ZM26 191V190H25ZM28 191V190H27ZM26 191V192H27ZM44 191V190H43ZM69 191H71V190H69ZM75 191V190H74ZM110 191V193H112L111 191H116V189H114V190H109ZM166 191H168V190H166ZM165 191V192H166ZM181 191V190H180ZM1 192V191H0ZM10 192H13V191H11L10 190ZM10 192H8L9 194H10ZM29 192V191H28ZM27 192V193H28ZM30 192H31V190H30ZM38 192V191H37ZM42 192V191H41ZM117 192V191H116ZM116 192H114L113 194H115V195H113V194H110V193H108V196H109V198L108 199H110V195H112L114 198H112L111 197V199H113L112 201H114V200H118V199H120V203H118V205L120 204V206L122 207V205L123 204H125L124 203V200L125 199H123V204H121V201H122V197L121 196H118L119 194H117ZM119 192H120V190H119ZM146 192V193H145ZM185 192V191H184ZM68 193V192H67ZM70 193V192H69ZM75 193H76V191H75ZM120 193H122V192H120ZM125 193V192H124ZM123 193V194H124ZM129 193V192H128ZM132 193H134V194H132ZM159 193V192H158ZM157 193V194H158ZM161 193V192H160ZM170 193V192H169ZM168 193V194H169ZM178 193H181V192H178ZM186 194H183V195H185L186 197H184L185 199H187V206H188V209L189 210H187V206L186 205H183V209H185L186 211L184 212L181 208H180V206H182L179 202H178V198L177 197H179V201L181 202V203H183L184 204V202H186L185 200H181V198H183V195H179V196H176V197H174L175 198V200L177 201V204H176V202H174L175 200L173 199V198H171L169 201H168V199L169 198H167L166 196H165V194L163 195V193L161 194L162 196H164V197H166L167 199H165V198H163V202L164 201H166L165 202V205H164V207H152L153 205H154V201H156L157 202V200L159 199V198H161V197H159L158 199L156 198V197H153V199H152V197H151V199L152 200H154L153 202H152V204L150 203L151 202V199H150V201H147L146 202V200H144L143 199V202H141L142 200H141V197H142V195H140V193H139V195H140V201H139V203H138V201L136 200V199H138V198H134L135 199V201H134V204H136V205H134V204H132L134 207L135 206H137V203H138V205L139 204H141L142 203V205H139V208H141V210H143V211H141V210H135V209H137V207L136 208H133V211L137 214L138 212L140 213V212H143V213H141V214H143L144 215V217H143V215L141 216V215H139V213L137 214L138 215V218L141 216V219H142V217L145 219L146 217L147 218H149V219H147L148 221H146V219L144 220V221H140V218H139V221H138V219H136V218H134V216L135 217H137V215H133V217H131L130 219H131V222L133 221V218L135 219V221H136V223H135V221H133L131 224L129 223V225H127L128 223H127V221L125 222H123L122 223V228H124V229H122V231L121 232H119V234H118V232H117V235H118V238H120L121 239V241H119V240H115L116 242H120L121 244L119 245V247L117 246V245H113V241L112 240H114L115 238L114 237H112L113 235H111L110 236V234H105L106 236L104 237L103 235V237H100V235H99V237H95L97 234H96V230H94V229H92V230H89V225H90V223H89V227H85V230H86V228H87V230L86 231H90V232H92V233H90L89 232V234H96V235H94V236H92V235H86V236H89V237H83V236H81V237H79V235H77V234H72L73 232H71L70 231V229L69 230H67L66 228H64L65 230V233L61 236L60 235V237L59 236H56V237H54L55 239L57 238V239H59V241H62V242H59V243H57V245L60 247V246H62V245H60V243H64V241L66 242V243H64V245L66 244V245H68V243H69V241H71L72 240V243H75V242H77V244L79 243V245H78V247H81V248H78V249H82V246H80V244L82 245V243L81 242H84L85 244L83 245V247L84 246H86V244H88V243H86V242H91V243H95V245H96V247L98 246H104V245H106V247L107 246H109L110 245V247H111V245L114 247V246H117V249L114 247L113 249H114V251H115V249L116 250H119V251H123L122 252V254L121 255H126L127 253H125L126 251L127 252H137V253H135V254H138V253H140L139 255H141L142 253H144V254H146V253H148V252H150L151 250H153L154 248H155V250L154 251H156L157 252V249H160L161 250V248L163 249L165 246H166V244H168V243H174L173 245L175 246L177 243L179 244V243H181V244H179V245H184V246H186V247H182V246H179V245H176L177 246V250L176 251H174V253L175 252H177V254L176 255H179V253H180V255L181 256H187L188 258L191 256V258H192V256H194L195 255V253H197V254H199L198 256L200 257V261H201V257L203 258L204 257V262L206 263V264H264V233H262V239L263 240H255V239H253V240H251V242H245V243H240V241L241 240H239V239H236V238H232V233H234L232 230H235L236 229V227L233 225V226H226V225H230V224H227V223H229V222H231V221H237V219H239V218H236V216H235V213H237V215L239 216V217H241V215L242 214H244L245 216H249L250 214H253L255 211H256V209L255 208H261L262 209V211L264 212V206L262 205V206H258L257 205V200H255L254 198H253V194L251 195L252 197H250V196H248L244 201H242L240 204H239V206H233L232 205V207H230V208H225V209H223V210H220L221 208H219V207H217V209L219 208V212L217 211V209L214 211L215 213H211L210 214V216H207L206 218H199L198 219V221L196 220H194L195 222L194 223H192V222H183V221H180V218L181 217H185L187 214H189L188 212H190V208H192V207H190L189 208V204H190V200H192L191 198H190V196L188 195L190 192L187 190V192H185ZM197 193V192H196ZM1 194V193H0ZM4 194H5V191H4ZM12 194V193H11ZM10 194V195H11ZM72 194L74 195V193L72 192ZM99 194V193H98ZM110 194V195H109ZM116 194H117V198H116ZM127 194V193H126ZM145 194V195H144ZM167 194V193H166ZM171 194V193H170ZM177 194V193H176ZM176 194H174V196L176 195ZM2 195V194H1ZM6 195V194H5ZM9 195V196H10ZM13 195V194H12ZM16 195V194H15ZM25 195V194H24ZM29 195V194H28ZM27 195V196H28ZM30 195H32L31 193H30ZM29 195V196H30ZM65 195V194H64ZM133 195V196H132ZM189 197H188V196ZM192 195V194H191ZM27 196H25V198L27 197ZM28 196V197H29ZM68 196V195H67ZM75 196V195H74ZM96 196V195H95ZM155 196V195H154ZM159 196V195H158ZM167 196H169V195H167ZM171 196H173L172 194H171ZM17 197V196H16ZM18 197H21V196H19V194H18ZM22 197H24L23 195H22ZM28 197L26 198L28 201H29V199H30V202H28L27 204H30V203H34L33 205L34 206H31V207H29L28 206V208H31L30 209V213H33V215L32 214H30L31 216H32V218L33 219H41L40 218V216H36V217H33V216H35L34 214H37L39 211V208H37L35 205V202H33L34 200H36V199H34L33 201H32V199L31 198H29L28 199ZM33 197V196H32ZM66 197V196H65ZM65 197H63V198H65ZM72 197V196H71ZM106 197V196H105ZM133 197V198H132ZM142 197V198H143ZM195 197V196H194ZM250 197V198H249ZM2 198H3V196H2ZM15 198V197H14ZM91 198V197H90ZM107 198V197H106ZM131 198H132V201L130 202V200H131ZM183 198V199H184ZM188 198L190 199V200H188ZM198 198V197H197ZM1 199V198H0ZM4 199V198H3ZM17 199V198H16ZM20 199V198H19ZM78 199V198H77ZM94 199V198H93ZM107 199V200H108ZM157 199V200H156ZM165 199V200H164ZM173 199V200H172ZM2 200V199H1ZM1 200H0V202H1ZM61 200V199H60ZM68 200V202H69V199H67ZM79 201H80V197H79V199H78ZM82 200V199H81ZM83 200H84V198H83ZM82 200V201H83ZM89 200V199H88ZM3 201V200H2ZM5 201V200H4ZM13 201V200H12ZM15 201V200H14ZM25 201V203H26V200H24ZM32 201V202H31ZM61 201H63V200H61ZM105 201H106V199H105ZM129 201V202H128ZM161 201V203H163L162 202V200H160ZM182 201H184V202H182ZM188 201H190L189 203H188ZM259 201H262V199L261 200H259ZM7 202V201H6ZM5 202V203H6ZM19 202V201H18ZM17 202V203H18ZM86 202V201H85ZM99 202V201H98ZM111 202V201H110ZM114 202H116V201H114ZM119 202V201H118ZM145 202V203H144ZM174 202V203H173ZM10 203V202H9ZM12 203V202H11ZM15 203V202H14ZM65 204H67L66 202H64ZM70 203H71V201H70ZM69 203V204H70ZM79 203V202H78ZM105 202H103V204H104ZM111 203H113V202H111ZM117 203V202H116ZM143 203L145 204V205H143ZM158 203V202H157ZM156 203V204H157ZM160 203V204H161ZM179 203V204H178ZM195 204L194 205H197L196 203L197 202H194ZM1 204H3L2 202H1ZM1 204H0V206H1ZM13 204V203H12ZM31 204V205H32ZM64 204V205H65ZM98 204V203H97ZM107 204H108V202H107ZM106 204V205H107ZM159 204V203H158ZM164 204V203H163ZM7 204H5V206H6ZM14 205V204H13ZM25 205V204H24ZM83 205V204H82ZM112 205V204H111ZM180 205V206H179ZM191 206H193V203H191L190 204ZM220 205V204H219ZM3 206V205H2ZM1 206V207H2ZM8 206H10V205H8ZM12 206V205H11ZM27 205H25V206H23V207H26ZM103 206H105V205H103ZM159 206V205H158ZM186 206V207H185ZM200 206V205H199ZM198 206V207H199ZM0 207V208H1ZM7 207V206H6ZM84 207H85V205H84ZM101 207V206H100ZM111 207V206H110ZM185 207V208H184ZM194 208L196 207V206H193ZM222 207V206H221ZM227 207V206H226ZM27 207H26V209H27V211H28V213H29V209H28ZM61 208V207H60ZM66 208V207H65ZM106 208H107V206H106ZM112 208V207H111ZM154 208H157V209H162V210H160V211H156ZM203 208V207H202ZM222 208H224V207H222ZM6 209V208H5ZM4 208L2 209H0V219L2 220V218H4V216L2 215V211L3 210H5ZM81 209H83L84 210V208L83 207H81ZM114 209V208H113ZM112 209V210H113ZM128 209L129 208H127V211H128ZM130 209H132V208H130ZM196 209V208H195ZM195 209H193V210H195ZM2 210V211H1ZM25 210V209H24ZM42 210H44V209H42ZM65 210V209H64ZM87 210V209H86ZM100 210H102V209H100ZM107 210V212H108V209H106ZM125 209L123 208V209H121V210H117V211H121V212H125L124 211ZM192 210V209H191ZM243 210V211H242ZM26 211V210H25ZM63 211V210H62ZM62 211H60V212H62ZM82 211V210H81ZM133 211H132V213H131V211H129L128 213L130 214V216H132V214H135V213H133ZM137 211V212H136ZM198 211H199V209H198ZM217 211V212H216ZM5 212V211H4ZM3 212V213H4ZM43 211H41V213H42ZM102 212V211H101ZM110 212V211H109ZM194 212V214H195V212L196 211H193ZM200 212V211H199ZM27 213V215H29ZM41 213H38L39 215L41 214ZM45 213V212H44ZM69 213H70V211H69ZM68 213V214H69ZM203 213V212H202ZM43 214V213H42ZM64 214H66L65 213V211H64ZM98 216H97V218H99L100 216H99V213L97 212L96 213ZM108 214V213H107ZM113 214V213H112ZM117 214V213H116ZM194 214H192V215H190V217L189 218H192L193 217V219H196V217H195V215ZM62 215V214H61ZM70 215H71V213H70ZM101 215V214H100ZM119 215H120V213H119ZM125 215H126V212H125ZM128 215V214H127ZM199 215V214H198ZM1 216H3V217H1ZM31 216H29V217H31ZM42 216V215H41ZM49 216V215H48ZM66 216V215H65ZM72 216V215H71ZM110 216V215H109ZM122 216H123V214H122ZM148 216H153L152 218L151 217H148ZM43 217V216H42ZM63 217V216H62ZM61 217V218H62ZM93 217V216H92ZM95 217V216H94ZM93 217V218H94ZM110 217H112V216H110ZM116 217V216H115ZM188 217V216H187ZM195 217V218H194ZM199 217H201V216H199ZM77 218V217H76ZM103 218V217H102ZM101 218V220H104V219H102ZM105 218V217H104ZM116 218H118V216L116 217ZM124 218H125V216H124ZM124 218H122V219H124ZM129 218V217H128ZM127 218V220H130V219H128ZM153 219V220H151V219ZM198 218V217H197ZM215 219V220H211L212 222L213 221H215V222H213L214 224H211L212 222H208L209 221V219ZM46 219H48L47 217L45 218V220L44 219H41V220H43V221H47ZM69 219V218H68ZM72 219H75V218H73V216H72ZM72 219H70L71 221H72ZM79 219V218H78ZM92 219V218H91ZM106 219H108V220H110L108 217H107V215H106ZM113 219V218H112ZM115 219V218H114ZM119 219V218H118ZM41 220H39V222L41 221ZM50 220V219H49ZM63 220H64V218H63ZM67 220V219H66ZM82 220V219H81ZM116 220V219H115ZM120 220H121V218H120ZM51 221H52V219H51ZM54 221V220H53ZM52 221V222H53ZM67 221H69V220H67ZM74 221V220H73ZM89 221H91V220H89ZM88 221V222H89ZM122 221V220H121ZM185 221V220H184ZM42 222V221H41ZM49 222V221H48ZM56 222V221H55ZM58 222H59V220H58ZM60 222H61V220H60ZM64 222V221H63ZM70 222V221H69ZM78 222H80V221H78ZM87 222V221H86ZM106 222V221H105ZM105 222H103L104 224H105ZM112 222V221H111ZM138 222V223H137ZM205 222H207V224H206V226H209L210 224H211V227L213 226L215 229L217 228V230H219V231H215V230H213V229H211V227H210V233L209 234H206V233H208V231H206L207 229L205 228L204 230L206 231V233L205 234H202V233H204V231L201 233V234H194V231L192 232V234L191 235H184V233L187 231V232H189L190 231V229L191 228H193L194 226V229L196 228L197 230L195 231V233H198V231H201V230H203V229H201V230H199V228H197L196 227V225H198V224H201V223H205ZM50 223V222H49ZM49 223H47V224H49ZM71 223H73V225L76 223L77 224V222H71ZM92 223V222H91ZM109 223V222H108ZM113 223V222H112ZM118 223V222H117ZM124 223H127L126 225L127 226H125L124 225V227H123V224ZM34 224H37V223H34ZM46 224V223H45ZM80 224V223H79ZM79 224H77V225H79ZM85 224V223H84ZM88 223H86V225H87ZM107 224V223H106ZM121 224V223H120ZM119 224V225H120ZM209 224V225H208ZM30 225V224H29ZM29 225H17L16 226V224H11V225H8V226H5V228H4V230L3 231H1V229H0V244L2 245V243H7L6 245H11V243L12 244H15V243H13V242H16L17 243V245H23V242H21L22 240H21V238H20V234H22L21 232H17V230L15 229V226L16 227H20L21 229H23V230H26V232L27 231H30V232H35V233H38V231L40 230V231H42L41 229L42 228H40V227H42V226H40L39 225V228L40 229H38V227H31L30 229L29 228H27V226H29ZM63 225V224H62ZM66 225H68V224H66ZM65 225V227H68L69 228V225L68 226H66ZM72 225V227H75V225L73 226ZM76 225V226H77ZM81 225H82V223H81ZM99 225V224H98ZM110 225V224H109ZM112 225V224H111ZM37 226V225H36ZM47 226V225H46ZM91 226H92V224H91ZM224 226H226V227H228V228H225ZM78 227V226H77ZM93 227H96L95 229H97V228H99V226L97 227V226H95L94 224H93ZM119 227V226H118ZM120 227H121V225H120ZM222 227H224V229L222 228ZM114 228H115V226H114ZM79 230H80V228H78ZM82 227H81V232H83L82 231ZM90 229H91V227H90ZM100 229H102L101 228V225H100ZM109 229V228H108ZM111 229V231H113V230H115V229H112V228H110ZM222 229V230H221ZM78 230V231H79ZM95 232H94V231ZM98 230V229H97ZM189 230V231H188ZM209 230V229H208ZM220 230H221V232H220ZM66 231H68V232H66ZM69 231H70V233H69ZM99 231H101V230H99ZM103 231V230H102ZM105 231H107V230H105ZM119 231V230H118ZM211 231H212V233H211ZM214 231V232H213ZM232 231V232H231ZM44 232H46V231H44ZM108 232L109 233H116V231H113V232H110V230H108ZM230 232H231V234H230ZM236 232V231H235ZM41 233H43V231L41 232ZM80 233V232H79ZM78 233V234H79ZM102 233V232H101ZM24 234H28V233H24ZM48 234V236L49 235H54V232H52V233H47ZM80 234H83V235H85V233L83 232V233H80ZM86 234H87V232H86ZM103 234V233H102ZM238 234V233H237ZM3 235H8V236H6V237H4ZM117 235L116 234H114V236H116V239H118L117 238ZM182 235H184V237L183 238H180V236H182ZM229 235H231V238L234 240V241H232V242H230L232 239H230V236ZM234 235H236L235 233H234ZM233 235V236H234ZM91 236V237H90ZM98 236V235H97ZM186 236V237H185ZM252 236H255V233H253L252 234ZM230 239V241L229 240H226V239H228V238ZM236 237V236H235ZM53 237H52V240L54 239ZM111 238H114V239H112L111 240ZM101 241H100V240ZM178 239V240H177ZM223 239V240H222ZM261 239V238H260ZM73 240H74V242H73ZM224 240L225 241H228V242H225V244H220L221 242H224ZM9 242H10V244H9ZM19 242V243H18ZM20 242H21V244H20ZM52 242V241H51ZM68 242V243H67ZM54 242H52L51 244H53ZM50 244V245H51ZM56 244V243H55ZM69 244H71V243H69ZM76 244V243H75ZM75 244H72V245H75ZM76 244V245H77ZM108 244V245H107ZM114 244H116V243H114ZM117 244H119V243H117ZM0 245V246H1ZM16 245V244H15ZM14 245V247L16 248L17 246H15ZM49 245V244H48ZM94 244H93V246H95ZM172 244H170V247L171 248H173V245L171 246ZM203 245H206V246H203ZM3 246H5V244L3 245ZM12 246V245H11ZM47 246V245H46ZM55 247L56 245H51V247ZM88 246V245H87ZM86 246V247H87ZM14 247H12L13 249H14ZM20 247V246H19ZM21 247H24V245L23 246H21ZM59 247H57V249L59 248ZM63 247V246H62ZM72 247V246H71ZM95 247V248H96ZM105 247V248H106ZM109 247V248H110ZM169 247V246H168ZM168 247L166 246V248L167 249H165V250H161V253L163 252H165L164 253V255H167V250H168ZM181 247V248H180ZM206 248L207 250H205L204 248ZM2 249H3V247H1ZM7 248V247H6ZM11 247L9 248V246H8V250H9V252L10 253H13L14 252V250H11L10 251V249H12ZM46 248V247H45ZM47 248H49L48 246H47ZM64 248V247H63ZM63 248H62V251H63ZM85 248V247H84ZM88 248V247H87ZM92 248H94V247H92ZM109 248H107L106 250H110ZM178 248H180V249H178ZM223 250H222V249ZM5 249V248H4ZM18 251H22L23 249H21V248H16ZM19 249H21V250H19ZM43 249H44V247H43ZM89 249V248H88ZM88 249H84V250H87L88 251ZM100 249H101V247H100ZM103 249V248H102ZM112 249V250H113ZM183 249V250H182ZM8 250H7V255H8ZM17 250H16V252L15 253H17ZM42 249H40V251H41ZM49 250V249H48ZM47 250V251H48ZM58 250H60V249H58ZM67 250V249H66ZM68 250H69V248H68ZM92 250V249H91ZM94 250V249H93ZM160 250H158V251H160ZM170 250V249H169ZM180 250H181V252H180ZM24 252H23V261L20 259V256H21V254H22V252H21V254H19V253H17L18 255V257H19V259H17L18 257H16L15 256V254H14V256L16 257V259L17 260H19V262L20 261H22L23 262V264H26L27 263V261L28 260H30L33 264L34 263H37V261L36 262H34L35 260H37V259H39V260H41V258H37L36 257V259L34 260L33 258V261L31 260V258H30V255H28L27 256V253H29L30 254V252L28 251V252H26L25 253V249L23 250ZM37 251H39L38 249H37ZM53 251V252H52ZM57 251V250H56ZM87 251H86V254H87ZM100 251V250H99ZM104 251H105V249H104ZM104 251H101V252H104ZM114 251H112L113 253H118V251L117 252H114ZM125 251V252H124ZM173 251V250H172ZM172 251H170V257H169V260H170V258H171V255H172ZM222 251V252H221ZM44 250H43V254H44ZM50 252H52L53 254H54V249H50L49 250V252L48 253H50ZM57 252H59V251H57ZM64 252V251H63ZM63 252H61V250H60V254H62ZM66 252H68V251H66ZM73 252H75V251H72V254L73 255H70V256H67V258H69V260H71V259H74L73 261H71V264H72V262H74L75 260H76V258H77V256L79 255L78 253H73ZM100 252V253H101ZM106 253L108 252V251H105ZM156 252H153V253H155V255H156ZM6 250H5V252L2 250H0V264H1V262H3L2 261V259L3 258H6V260H7V257H6ZM24 253H25V258L27 257V258H29V259H27V261H26V259H24ZM41 254H42V251L40 252ZM47 253V255H50V254H48ZM59 253L57 254V253H55L56 254V257L54 256V255H50V256H48L47 258H50V257H52L51 259L53 260V259H55V261L57 260V258H58V256L60 257V255H59ZM91 253V252H90ZM89 252H88V254H90ZM111 254V252H108V254ZM120 253V252H119ZM133 253V254H134ZM152 253V254H153ZM173 253V255H175ZM33 254V253H32ZM31 254V257L33 256V257H35L36 255H35V253L32 255ZM42 254V255H43ZM65 254V253H64ZM64 254H62V255H64ZM68 254H71V251H70V253H68ZM76 254H78L77 256H74V255H76ZM86 254L84 255V254H81L82 256H86ZM87 254V255H88ZM93 254V253H92ZM95 254V253H94ZM107 254V255H108ZM134 254V256H136ZM144 254H142V255H144ZM158 254H160L159 252H158ZM157 254V255H158ZM194 254V255H193ZM40 255V254H39ZM38 255V257H40ZM58 255V256H57ZM102 255H103V253H102ZM105 255V254H104ZM113 255V254H112ZM120 255V254H119ZM128 255V254H127ZM129 255H130V253H129ZM128 255V256H129ZM132 255V254H131ZM130 255V256H131ZM147 255V254H146ZM145 255V256H146ZM149 255V254H148ZM154 255V254H153ZM176 255H175V257H176ZM10 257H11V254L9 255ZM14 256H12V257H14ZM45 256V254L43 255V257ZM72 256H74L73 258H72ZM81 256V257H82ZM99 256V255H98ZM97 256V257H98ZM114 256V255H113ZM116 256V255H115ZM128 256H127V258H128ZM150 256H151V252H150ZM197 256V255H196ZM12 257H11V259H12ZM76 257V258H75ZM87 257V256H86ZM91 257V256H90ZM101 257V256H100ZM109 257V256H108ZM121 257V259H122V256H120ZM139 257V256H138ZM149 257V256H148ZM153 257V256H152ZM174 257V256H173ZM172 257V258H173ZM177 257H179V256H177ZM184 257V258H185ZM63 258V257H62ZM61 258V259H62ZM65 258V257H64ZM67 258H66V260H67ZM71 258V259H70ZM80 258V255H79V257H78V259ZM83 258V257H82ZM110 258V257H109ZM129 258H131V257H129ZM128 258V259H129ZM135 258V257H134ZM151 258V257H150ZM154 258V257H153ZM156 258V257H155ZM158 258V257H157ZM191 258H189L190 260H188L189 261V263L191 262ZM8 259H9V257H8ZM14 259V258H13ZM16 259H14V260H16ZM42 259H44V258H42ZM59 259L58 258V260L61 262V261H63L64 260V262H61V264H64L65 263V259ZM77 259V260H78ZM81 259V258H80ZM87 259V258H86ZM89 259V258H88ZM92 259H93V256H92ZM106 259V258H105ZM116 259V258H115ZM120 259V258H119ZM118 259V260H119ZM143 259V258H142ZM148 259V258H147ZM160 259V258H159ZM176 259V258H175ZM186 259V258H185ZM205 259L207 260V261H205ZM5 260V259H4ZM14 260L13 261H11V262H14ZM38 260V263L40 264L41 262ZM45 260V259H44ZM43 260V261H44ZM51 260V261H52ZM57 260V261H58ZM66 261V263H68L69 262V264H70V261ZM83 260H85V259H83ZM111 260H113L112 259V257H111ZM117 260V259H116ZM136 259H134V261H135ZM138 260V259H137ZM160 260H162V259H160ZM186 260V261H187ZM196 260H197V258H196ZM25 261H26V263H25ZM30 261H28V262H30ZM42 261V260H41ZM42 261V262H43ZM50 261V260H49ZM58 261V262H59ZM87 261V260H86ZM105 261V260H104ZM107 261V260H106ZM105 261V262H106ZM109 261V260H108ZM122 261V260H121ZM120 260H119V262H121ZM133 261V262H134ZM158 261V260H157ZM192 261L193 262H195V260H194V258L192 259ZM199 261V260H198ZM6 262V261H5ZM10 262V261H9ZM10 262V263H11ZM22 262H21V264H22ZM30 262V263H31ZM45 263H48V262H46V261H44ZM58 262H53V263H55V264H60V262L58 263ZM80 262L82 263V260H80ZM89 262H93V261H90L89 260ZM88 261H87V264L89 263ZM112 262V261H111ZM117 262V261H116ZM127 262H129V261H127ZM139 262V261H138ZM153 262V261H152ZM160 262V261H159ZM209 262V263H208ZM17 263H18V261H17ZM31 263V264H32ZM52 262H50V264H51ZM76 263H79L78 261L77 262H74L73 264H76ZM93 263H95V262H93ZM132 263V262H131ZM203 263V262H202ZM2 264H4V263H2ZM9 264V263H8ZM16 264V263H15ZM19 264V263H18ZM29 264V263H28ZM83 264H86V262L84 261L83 262ZM91 264V263H90ZM97 264H99L98 262H97ZM101 264H103V263H101ZM118 264V263H117ZM120 264V263H119ZM124 264V263H123ZM125 264H126V262H125ZM134 264V263H133ZM142 264H144V262L142 263ZM159 264V263H158ZM196 264H198V262H196Z\"/></svg>",
	"mask_w": 264,
	"mask_h": 264
}]
</instances>
